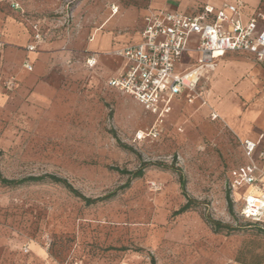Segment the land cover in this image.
I'll return each mask as SVG.
<instances>
[{"label": "rangeland", "instance_id": "obj_1", "mask_svg": "<svg viewBox=\"0 0 264 264\" xmlns=\"http://www.w3.org/2000/svg\"><path fill=\"white\" fill-rule=\"evenodd\" d=\"M15 1L42 24L37 50L54 73L39 94L33 82L21 89L15 78L8 89L3 80L0 171L53 174L85 197L111 195L87 204L49 179L0 182V264H264V228L240 216L229 182L244 161L241 139L208 115L215 68L202 72L192 102L173 104L158 136L138 139L154 116L107 84L121 57L107 50L97 62L87 44L95 32L135 34L140 0ZM206 217L227 227L214 231Z\"/></svg>", "mask_w": 264, "mask_h": 264}, {"label": "built area", "instance_id": "obj_2", "mask_svg": "<svg viewBox=\"0 0 264 264\" xmlns=\"http://www.w3.org/2000/svg\"><path fill=\"white\" fill-rule=\"evenodd\" d=\"M10 1L14 8L21 9L17 1ZM242 5L241 1L223 2L217 8L207 4L196 14L150 10L143 16L140 40L114 50L123 63L118 75L108 79L107 84L131 96L155 119L150 128L137 132L138 139L158 136L160 125L171 112L172 99L180 95L187 102H192L202 72L214 69L217 60L226 52H249L264 67V12L256 10L249 21L242 24L239 19ZM258 22L262 25L259 30ZM41 25L38 21L31 22V40L25 46L27 55L21 63L28 71L33 69L28 54L37 50L43 39ZM193 34L198 37L194 47L198 57L193 67L178 72L176 64L188 50V42ZM3 46L0 34V51ZM87 62L92 65L94 60L88 58ZM5 85L11 89L15 85V77L10 75ZM203 102L206 101L203 99ZM209 116L212 120L220 118L213 108H210ZM241 146L248 164L234 171L231 188L253 184L261 173L259 160L264 159V150L257 149L256 142L250 139H244ZM239 214L243 219L264 228V192L244 196Z\"/></svg>", "mask_w": 264, "mask_h": 264}, {"label": "crops", "instance_id": "obj_3", "mask_svg": "<svg viewBox=\"0 0 264 264\" xmlns=\"http://www.w3.org/2000/svg\"><path fill=\"white\" fill-rule=\"evenodd\" d=\"M236 1H241L243 4L239 9V19L242 24H246L256 10L264 12V0H140L138 11L141 14L140 25L135 34L92 33L87 44L88 56L102 63L103 51L115 50L128 43L139 41L144 26L143 16L150 10L163 9L196 14L207 4L217 8L223 2ZM31 22L22 8L20 10L14 8L10 0H0V34L4 41L0 51V104L7 97L3 80H7L9 74L15 76L17 87L21 89L33 82L37 88L36 93L39 94L40 89L48 86V81L52 77L50 74L54 73L46 65L49 53L41 51L40 48L28 54L33 62L31 71L21 66L23 58L27 55L25 46L31 40ZM261 26L258 22L257 29L259 30ZM197 41L198 37L193 34L188 42V50L182 54L176 64L178 72H184L195 64L198 53L194 47ZM251 59L255 60L258 66ZM261 71L264 72L263 65L251 53L226 52L217 60L211 87L205 100L209 104L208 115L210 108H213L219 114V119L223 118L241 139L240 142L250 139L256 142L257 149L264 150V79L261 78ZM180 97L182 96L178 95L172 99V109L173 104ZM242 155L244 161L236 169L248 164L243 149ZM259 165L261 173L258 181L231 188L232 195L242 201L246 195H260L264 192V159L259 160ZM233 179L234 174L229 179L230 184Z\"/></svg>", "mask_w": 264, "mask_h": 264}, {"label": "trees", "instance_id": "obj_4", "mask_svg": "<svg viewBox=\"0 0 264 264\" xmlns=\"http://www.w3.org/2000/svg\"><path fill=\"white\" fill-rule=\"evenodd\" d=\"M144 166L148 165V163H143ZM144 167H141L133 172L132 175L134 177L140 176L142 175V169ZM49 179L50 181L53 182H58L61 183L65 188H67L69 191L73 192L75 195L81 197L87 204L89 203H94L97 200H102L105 199L107 197H109L111 194H106L103 197L100 198H89V197H85L82 194H80L75 188H73V186L64 178L58 177L56 175L53 174H40V175H29V176H25L22 178H6L2 175L1 171H0V182L5 184V185H11V186H17V185H21L24 183H29V182H39V181H43ZM192 202H194L191 198H188L187 201L177 210V212H183L186 211L192 204ZM231 204V203H229ZM206 220L210 223V225L213 227L214 231H220L224 228H226L227 226L222 224L221 222L214 220L210 217H206ZM251 222V221H250ZM253 223V222H252ZM152 264H155V262L153 261Z\"/></svg>", "mask_w": 264, "mask_h": 264}]
</instances>
